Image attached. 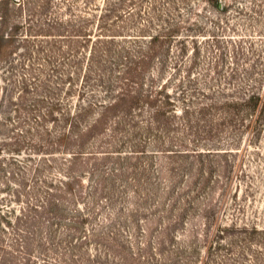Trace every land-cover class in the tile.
<instances>
[{"label": "rangeland", "instance_id": "1", "mask_svg": "<svg viewBox=\"0 0 264 264\" xmlns=\"http://www.w3.org/2000/svg\"><path fill=\"white\" fill-rule=\"evenodd\" d=\"M103 3L53 0L46 15L43 0L7 3L5 32L13 25L20 30L11 53L0 59V264H63L62 250H54L47 241L46 227L60 238L72 239L63 228L71 225L69 219L77 211L87 212L67 194L59 208L63 218L55 216L54 206L50 213L46 206L50 196L57 199L59 190L63 192L62 184L79 175L86 187L84 204L97 214L83 231L91 237L96 230L115 245L106 256L94 242L83 247L95 262L99 256L102 264H264V121L259 123L262 129L251 132L221 120L229 115L223 103L264 93V0H125V21L136 13L138 24L126 22L116 41L131 55L146 48L150 38L143 35L179 28L142 79L143 92L162 88L161 101L168 96V114L157 126L149 109H143L121 133L110 131L91 141L83 150L86 160L74 163L73 126L79 109L108 102L113 90L81 78L91 43L77 54L51 52L50 38L29 29L42 27L53 18L51 13L92 23ZM215 3H220L219 9ZM96 25L89 23L87 29L95 32ZM146 25L148 32H141ZM78 60H83L79 78ZM206 106L212 110L202 118L197 109ZM187 108L192 112L188 130L181 114ZM100 110L96 107L82 127ZM210 122L217 125L212 139ZM64 134L66 147L59 144ZM111 145L122 157L139 145L147 157L118 163L109 159L96 168L89 155L102 157V152L113 151ZM193 150L202 157L190 155ZM172 151L187 154L174 157ZM101 178L105 192L94 203L91 194ZM190 186L199 191L185 193ZM35 211L45 212L43 220H53L41 228L33 221ZM166 228L168 234L163 233ZM31 231L33 248L24 247ZM117 244H123L124 255L135 262L122 263ZM146 246L150 253H143ZM23 250L32 253L29 261ZM152 253L160 257L154 259Z\"/></svg>", "mask_w": 264, "mask_h": 264}, {"label": "trees", "instance_id": "2", "mask_svg": "<svg viewBox=\"0 0 264 264\" xmlns=\"http://www.w3.org/2000/svg\"><path fill=\"white\" fill-rule=\"evenodd\" d=\"M9 1L11 0H0L4 11L0 17V59L6 57L8 53H11L10 49L13 48L14 42H16L17 39L16 34L20 30L19 25H13V27L9 28L8 33L5 32L7 20L6 14L8 10L7 3ZM13 1L17 3L19 0ZM52 1L53 0H43V12L45 15L49 12L50 3ZM215 6L219 9L220 3H215ZM125 8V0H104L103 7L101 8L99 14L92 20V23H97L95 32L92 29H87V25L89 23L92 24L91 20L85 19L84 17H78L77 20L72 21L71 19H62L58 17V15L55 16L54 13H51L53 18L47 19L44 25L39 29H35L33 27H30L29 29L30 32L33 31L34 34L43 36V38L45 36L50 38L47 45L51 52L59 51L61 54H77L80 51L83 52L88 47V44L91 43L90 56L86 70L81 74L83 70V60H78L76 65L79 68L80 73L79 75L77 74L76 77L79 78L81 74V78L85 81V83L89 82L90 79H94L100 84V87L107 86L108 90H113L110 92V95H108V98H110L108 102L88 103L86 106L84 105V107L79 109L76 115V119L78 121L74 123L73 126L75 131L73 144L76 147V152L74 153V163L86 160L83 150L91 141L106 135V133H109L110 131L113 135L121 133L127 123L133 122L132 117L137 113H140L143 109H149L151 113V120L155 122L157 126L164 122L160 121V119L168 114V112H166V107L171 104L168 100V96L165 95L164 101H161L162 88L160 91L149 90L147 92H143L142 79L148 72L155 58L162 53V51H164L165 45L170 40L171 36L179 31V28L165 27L159 30L155 35H143V37L150 38L146 48L136 52V55H131V52L128 49L126 50L124 46H120L121 43L116 41L118 37L122 36L126 22L130 25L138 24L135 17L136 13H133L129 18L133 22L130 20L125 21L126 18L124 19L123 17ZM148 29L149 27L146 25L141 28V32L147 33ZM82 94L84 93H79V96H82ZM237 94L240 95L238 92ZM222 106L223 109L227 110V112L229 111V115L221 119L224 123L234 122L237 123L238 126L251 132H257L259 129H262V126L259 123L261 120L264 121V93L251 92L248 95H240L236 101L223 103ZM96 107L101 109L97 114V117L88 126L82 127V124L86 123L85 118L92 114ZM209 110H212V107L206 106L198 108L197 113L203 118L202 113ZM195 112L196 111L193 113ZM172 113L175 115L177 111L173 110ZM191 113V110L188 108L181 111V114L185 117L183 120L187 122V124L183 125L186 130L191 128L192 123L188 119ZM48 114L51 117L53 109H51ZM247 119L250 120L247 121ZM209 124L212 125V122ZM220 125L218 124V128ZM216 130L217 125H212L209 130V138L212 139L214 137ZM59 144L64 145V147L68 146V136L64 134L59 140ZM111 146H114L111 148L113 151L102 152V157H98L100 156L99 154L89 155V158L92 157L91 159L95 162L96 168L99 169L101 163H106L109 159H114V161L118 163L125 160L137 161L141 159V157H147V153L144 152L143 149H140L139 145H134L128 152L129 154L125 155L126 157H122L120 155L121 151L117 149L116 145ZM183 153V151H172L171 154L174 157L185 158L187 153ZM113 155H115L116 158H113ZM190 155L195 158L202 157V154L199 153L198 150L191 151ZM134 165L137 167L136 164ZM61 187L64 190L63 192L59 190L60 195H58L59 197L57 199H55L53 195L49 197L46 206L48 209L47 212L50 213L52 206H54L53 209L55 216L59 215L60 219L63 218L59 208L62 206L61 202L63 200V196L67 194L72 195L77 204H83L87 213H83L84 211L82 209L77 211V216L69 219L71 225H65L66 228H63L70 234V236L72 234V239L67 237L63 238V236L60 238V235L57 236L56 232H54L51 227H46L47 241L52 243L54 250H62L60 255L61 262L63 264H102L99 261L101 259L99 256L95 257L97 261L95 262L91 258L89 250L86 252V249H88V247L91 246V243L94 242L95 248L101 247L106 256V253L112 250L115 245L109 243L107 236L103 234H96V230L93 231L91 237L83 231V226L89 223L90 219L95 220V216L97 215L93 213L90 208L86 207V203L84 204V200L86 199L84 191L86 187L83 177L81 175L74 177L71 181L62 184ZM105 188L104 178H101L96 182L95 189L91 194V198L94 200V203L97 199L96 197L104 194ZM193 188L192 186L186 187V191L184 192L187 193L188 191L190 194L194 192L197 193L199 191H194ZM155 189L157 190L158 188L155 187ZM150 191H153V189ZM61 193L63 194L61 195ZM148 193L149 192H147V194ZM187 198L189 199L188 196ZM192 199L193 198H191V200ZM172 208H174V206H172ZM35 212L37 213V216L34 217L33 221L38 223L41 228H44L45 224L49 225V223L53 220L52 218L43 220V214L45 212ZM173 222L178 223L179 221L174 219ZM50 225L53 226L52 224ZM167 232L168 228L163 231L165 234H168ZM41 233L42 229H40V234ZM81 233L84 234L83 237H81ZM33 234H35V231H31V233L26 234L27 236L24 237L25 239L22 243L24 247L33 248V246H31L35 242ZM44 244H41L40 247L42 250L43 248L47 250V247L44 246ZM162 246L163 245L161 243V247ZM83 247H86V249ZM146 247V249H143V253H150L149 246ZM117 248L120 252H122L120 257L124 256L122 263L135 262L134 259H128V256L124 255L123 244H117ZM157 251L159 255L162 256V250L160 251L159 249ZM23 252L26 257L28 256L27 259L29 261L32 253H28L26 250H23ZM159 255L152 253L150 256L155 259L157 256L160 257ZM28 261L26 262L28 263Z\"/></svg>", "mask_w": 264, "mask_h": 264}]
</instances>
